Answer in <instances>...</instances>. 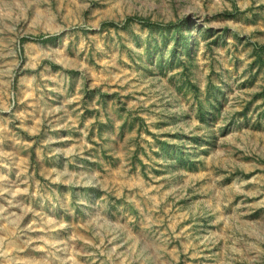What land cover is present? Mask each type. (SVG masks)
Returning <instances> with one entry per match:
<instances>
[{
  "label": "rangeland",
  "instance_id": "obj_1",
  "mask_svg": "<svg viewBox=\"0 0 264 264\" xmlns=\"http://www.w3.org/2000/svg\"><path fill=\"white\" fill-rule=\"evenodd\" d=\"M0 264H264V0H0Z\"/></svg>",
  "mask_w": 264,
  "mask_h": 264
}]
</instances>
